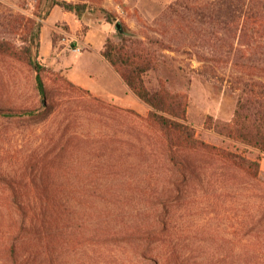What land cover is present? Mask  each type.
Listing matches in <instances>:
<instances>
[{
	"label": "rangeland",
	"instance_id": "rangeland-1",
	"mask_svg": "<svg viewBox=\"0 0 264 264\" xmlns=\"http://www.w3.org/2000/svg\"><path fill=\"white\" fill-rule=\"evenodd\" d=\"M59 1L72 9L47 10L48 0H0V37L17 45L31 41L46 89L38 92L31 65L0 55V240L11 225V180L16 194L31 202L27 224L40 216V200L58 198L50 209L58 219L47 249H40L33 264H264V152L207 126L233 116L237 92L228 88L229 66L206 49L173 43L159 51L158 73L144 79L186 92L187 122L196 136L257 161L259 182L203 157L201 179L174 184L164 150L143 120L149 107L131 91L120 93L114 71L93 53L78 58L100 40L117 42V23L153 43L166 41L163 14L173 0ZM46 10L42 19L35 15ZM29 19L40 24L38 38ZM49 43L54 48L45 50ZM198 54L216 69L202 66ZM72 65L95 70L117 96L68 87L64 80L71 82ZM42 104L40 118L6 114L36 111ZM154 214L164 215L166 234L142 255V241H128L123 232L148 226ZM103 230L118 236H102Z\"/></svg>",
	"mask_w": 264,
	"mask_h": 264
},
{
	"label": "trees",
	"instance_id": "trees-1",
	"mask_svg": "<svg viewBox=\"0 0 264 264\" xmlns=\"http://www.w3.org/2000/svg\"><path fill=\"white\" fill-rule=\"evenodd\" d=\"M53 5L72 9L69 3L59 0H48L45 7L48 10ZM47 10L43 15L41 12H35V15L42 19L47 15ZM163 15L167 18L161 36L166 41L154 38L153 43L148 36L143 38L130 34L119 24V28L115 27L119 40L113 42L106 39L101 55L119 74L127 88L149 107L143 120L153 130L164 150L174 184L183 185L188 180L201 179L204 173L201 166L203 157L211 163L217 162L221 167L233 168L248 180L259 182L257 161L196 136L194 128L187 122L186 92L172 90L162 80L148 85L144 76L149 72L158 73L163 63L158 53L171 50L173 43L186 48L195 46L197 49H206L214 61H225L230 69L226 78L228 88L237 92L236 106L229 121H211L207 126L219 135L264 152V0H173ZM29 21L31 29H35L34 38H38L40 24L31 19ZM35 47H38V43ZM35 54L31 41L17 45L0 37V55L31 65L36 72V88L40 94H45L41 77L43 68L35 61ZM197 61L212 71L216 69V64L204 60L202 55L198 54ZM64 83L77 91L89 92L67 80ZM3 110L0 107V112ZM45 112L42 104L36 111H11L6 114L40 118ZM7 185L11 189V225L5 228V237L0 240V264H33L40 249H47L51 226L58 219L56 212L50 209L54 208L58 198L40 200V216L33 221V215L27 224L31 202H24L16 194L13 181H7ZM159 214L150 218L148 226L123 232L125 236L122 237L128 241L135 238L142 241L139 249L142 255L146 246L162 241L166 234L167 220ZM17 215L19 220L16 219ZM108 231L103 230L102 236H118ZM34 232L37 234L35 238ZM166 264L177 263L168 261Z\"/></svg>",
	"mask_w": 264,
	"mask_h": 264
},
{
	"label": "crops",
	"instance_id": "crops-1",
	"mask_svg": "<svg viewBox=\"0 0 264 264\" xmlns=\"http://www.w3.org/2000/svg\"><path fill=\"white\" fill-rule=\"evenodd\" d=\"M48 46L50 48H54L53 44L49 43V45L44 46V49L48 50ZM102 48H103V41L100 40L97 45L95 43L93 50L90 51L88 50L81 53L78 58L83 59L86 55L93 53L94 55L93 57L96 59V61L100 63H104L106 68H109L112 71H114L112 66L101 55ZM112 73H113L112 74L113 79L111 78L112 82L121 86L120 93L125 94L126 91H130L123 82V80L121 79V77L119 76V74L115 71ZM68 77L72 83L82 87L83 89L88 90L91 94L95 96H103V97L117 96V94L113 93L109 88H107L106 85L107 83L105 79L103 77H100V75H98L96 71L90 68L89 66H83V67L79 66L78 69H76V67H73L72 65ZM119 98L122 100V102H124L122 97L119 96ZM263 164L264 163L262 162V166H264Z\"/></svg>",
	"mask_w": 264,
	"mask_h": 264
},
{
	"label": "water",
	"instance_id": "water-1",
	"mask_svg": "<svg viewBox=\"0 0 264 264\" xmlns=\"http://www.w3.org/2000/svg\"><path fill=\"white\" fill-rule=\"evenodd\" d=\"M119 26H120L119 23H117V24L115 25L116 28H119ZM42 102H43V100H42Z\"/></svg>",
	"mask_w": 264,
	"mask_h": 264
}]
</instances>
